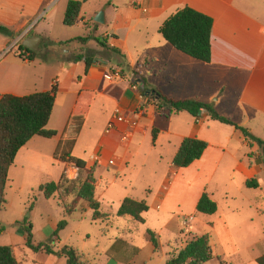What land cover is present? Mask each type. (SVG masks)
<instances>
[{"label":"crops","instance_id":"crops-1","mask_svg":"<svg viewBox=\"0 0 264 264\" xmlns=\"http://www.w3.org/2000/svg\"><path fill=\"white\" fill-rule=\"evenodd\" d=\"M55 1L0 0V25L10 30V33L0 32V96L6 93L25 96L48 91L56 83L58 92L47 127L58 131V135L51 138L57 147L75 109L79 93L83 90L93 92L94 98L73 155L84 159L87 167L95 166L96 194L98 187L107 186L105 192L109 193L112 186L118 184L121 191L119 207L126 197L146 199L149 210L153 207L164 213L163 227H170L176 221L180 205L187 215H202L196 212V207L203 193L209 192L218 202L217 212L205 217L209 227L204 234H210L214 257L224 259L225 264H264V249L261 252L250 251L252 244L246 242L243 249L252 254H242V244L235 236L227 215L222 212L217 197L220 193L218 185L225 184L227 186L221 189L224 201L243 199L249 194L254 199L247 198V206L259 210L263 208L264 211L261 194L257 191L261 186L254 193H249L251 188L246 186L248 179H259L264 171L260 145L246 139L235 127L212 120L205 109L200 111L199 118L188 112L166 116L158 112L155 104L158 97L156 90L174 99L198 98L205 103H212L222 115L247 128L254 136L264 139V0H103L92 16L84 12V7L93 0H79L82 1L80 18L73 28H79L81 34L78 32L62 38L49 31L47 34L35 32L36 27L33 26L44 8L53 6ZM185 6L209 15L214 21L212 60L209 63L180 52L159 32L164 21ZM101 10L105 13L104 23L94 20ZM65 11L61 14L62 23ZM91 20L97 24H91ZM88 23L91 25L89 29ZM89 30L110 47L119 49L120 53L105 47L97 39L86 44L73 41L71 43L78 42L79 45L67 49L66 59L58 62L50 56V51L46 52L50 47L43 46L46 40L56 45L85 36ZM32 36L42 38L37 52L52 57L45 61L46 66L60 65V72L53 74L49 71L45 79L40 78L42 86L39 90L32 86L36 83V68L35 71H31V68L36 59H22L16 53V48L25 46V39ZM14 45L11 52L4 54L8 47ZM79 54H84V58L75 61L74 58ZM87 57L92 60V65L86 73ZM76 62H81L82 66L75 69V65H72L68 69L69 64ZM22 67L29 69L24 71ZM115 68L124 73L123 79L106 78ZM135 69L140 71L144 81L134 73ZM136 78L142 82L140 89L132 88ZM95 106L97 111H93ZM139 111H142L140 116L133 115ZM91 114L100 121L101 128L90 134L91 145L84 147L82 155L90 154L84 158L75 154V150ZM113 119L116 121L115 128L107 131ZM153 129H158L153 147L160 145L168 151L167 156L161 155L160 162L172 165L169 172L160 170V186L152 188L149 184L139 189L135 182L137 175H142L151 166L152 153L147 141L148 136L152 137ZM38 137H33L18 154L24 149L29 152L31 144L33 146L35 142H40ZM187 137L206 141L208 148L189 167L177 169L173 166V159ZM236 143L240 145L237 147ZM32 159L30 155L29 160ZM56 161L64 165L61 174L66 171L70 178L78 176L75 167ZM107 174L112 175V178ZM235 189L239 192L238 196ZM133 191L140 195L132 194ZM175 192L178 198H173ZM145 193L148 196L144 198ZM232 206L229 214L234 215L241 209V205L236 203ZM32 232L34 241L35 227ZM47 239L54 250H60L57 236ZM216 243L221 245L219 252L214 250ZM149 249L154 251L151 243ZM115 256L125 264H135L139 257L137 255L127 261ZM20 263L24 264L22 261Z\"/></svg>","mask_w":264,"mask_h":264},{"label":"rangeland","instance_id":"rangeland-1","mask_svg":"<svg viewBox=\"0 0 264 264\" xmlns=\"http://www.w3.org/2000/svg\"><path fill=\"white\" fill-rule=\"evenodd\" d=\"M68 1L69 0H58L53 6L45 7L42 15L37 17L34 22L33 26L36 27L35 32L47 34L49 31V33L51 32L54 36L60 38L73 36L72 34L78 32V34H81L79 28L66 26L61 21V14L63 10L66 9ZM116 1L117 0H114V2ZM101 2H103V0H93L87 3L84 7V12L88 16H92L95 12V8H97ZM50 28L52 29L50 30ZM159 35L160 34H158V36ZM45 45L50 47L46 52L50 51V56H53L55 60L59 62V60L66 59L65 57L68 55V53H66L67 49L73 48L79 45V43L74 42L59 46L58 44L53 45L51 41L46 40L43 46ZM42 55L43 54H39L32 63L31 71H35L36 68L34 72L36 83L32 85L33 88H36L35 90L41 88L40 86L42 85L40 80L42 79L40 78L45 79V75L48 74L49 71L53 74L60 72L59 64L47 67ZM4 63L7 64V60H5ZM72 65H75L74 67L77 69L78 66H82V63H71L67 66L68 69ZM16 66L20 67L21 65L17 64ZM22 68L24 71H28L29 69ZM80 78L81 77H77V79ZM147 78L150 77L147 75ZM96 107L97 106H95L93 111L95 109V111L98 110ZM90 117L86 129L84 130V135L75 150V154L83 156L84 158H87L88 154H90L82 155L84 147L91 145L92 137L89 138V136L92 135L90 134L96 133L99 127L101 128L100 121L94 118V114H91ZM148 137L147 146L149 150L151 149L152 153L151 166L145 169L142 175L141 173L137 175L135 182L139 189L149 184L153 186L152 188L160 186V170L169 172L172 165L171 163L167 165L165 161L160 162L161 160H159V158H161V155L167 156L168 151L167 149H163L160 145L157 146V148L153 147V134L152 137L151 135ZM37 139H39L38 141L40 142H35L33 146L31 144L29 152L27 149L22 150L17 155L14 164L10 168L9 182L6 190L7 202L4 210L0 214V223L6 227V230L0 234V245L13 246L17 258L24 264H54L56 262L57 264H66L67 261L65 256L48 254L44 251L36 252L29 248L25 242L26 234L24 231L25 225L28 224L35 227V243H48L49 239L47 238L53 239L56 237L55 233L60 221L67 219L68 225L57 234L59 239V243L57 241L58 247L61 249L65 245H69L78 249L84 254V259L87 264H125L124 262L118 261L115 255L120 259L125 258L127 261L139 255L135 264H166L169 259L176 256L178 252L184 248L188 241L197 235L204 234L206 228L209 227L205 217L210 216L207 214L187 215L182 205L177 209L176 221H174L170 227H163L164 223L162 224V222L164 220V213L159 212V210L153 207L144 214L147 219L146 223H140L129 216H118L119 197L121 196L118 184L116 186L113 185L109 193L105 192L107 186L97 188L96 195L102 203V210L111 214L110 221L103 222L92 220L91 210L87 212L79 211L71 216H67L56 198L46 199L39 191V186L41 184L59 180L64 165L59 164L54 159V152L57 148L55 147V140L42 136H39ZM238 143H236L237 147L240 145ZM261 154L264 161L262 150ZM30 155L34 159L29 160ZM107 176L112 178V175L107 174ZM153 177L156 178L154 179ZM122 178L123 180H127L125 177ZM259 180L261 182V188L257 191L260 192L264 205V171L261 172ZM119 182L121 181L119 180ZM218 186L220 193H218L217 197L220 201L222 212L226 214L227 218L230 220L235 236L238 237L239 242L242 244L241 248L243 249L247 242V244H252L250 251L255 250L256 252H261L264 249L263 208L261 209L262 211L257 207L249 208L247 206L249 204L247 198L251 197L249 194H246L245 197L243 196V199L224 201L222 199L223 194L221 189H224L227 185L220 184ZM249 191V193L257 192L255 188H251ZM134 192L135 191H133L132 194L140 195L138 192ZM235 193L236 196L239 195L236 189ZM146 196L148 195L145 193L144 198ZM175 197H179L176 192L173 194V198ZM234 203L239 206L241 205V209L232 215L229 214V211L233 208L232 205ZM83 207L86 208V205L84 204ZM185 221L188 222L187 225L184 224ZM148 229L154 230L159 234L160 247L156 252L149 249L150 240L147 234ZM216 244L217 246L214 245V250L215 252H219L221 245L219 243ZM138 248L141 249V254L138 253ZM242 254H244V256H249L252 253L243 249ZM220 261L225 264L224 259L220 257H214L204 264H221Z\"/></svg>","mask_w":264,"mask_h":264},{"label":"trees","instance_id":"trees-1","mask_svg":"<svg viewBox=\"0 0 264 264\" xmlns=\"http://www.w3.org/2000/svg\"><path fill=\"white\" fill-rule=\"evenodd\" d=\"M82 8V1L69 0L64 14L63 23L66 26H74L79 18ZM91 24L97 23L91 20ZM214 21L212 17L202 13L192 7L185 6L170 17L160 26L159 32L162 36L180 52L200 60L202 62H211L212 60V30ZM90 23L87 28H90ZM0 32L10 33V30L0 25ZM92 39L114 52L120 53L119 49L110 47L101 39L94 36L93 31L89 30L85 36H79L69 41L59 42L62 46L73 41L86 44ZM30 52V61H34L39 53L21 45L16 48V53L22 59L25 56L22 50ZM53 57V56H52ZM48 54L42 55L43 60H50ZM84 54L77 55L74 60H82ZM86 73L92 65V60L87 57ZM134 73L142 78L138 69ZM58 92L57 84L54 83L50 90L36 92L25 96H17L6 93L0 96V214L4 210L7 199L6 190L9 182V171L14 164L18 152L35 136L52 138L58 135V131L48 129V123L51 119ZM158 97L155 104L158 112L170 116L179 112H188L196 118L200 117V111L205 109L212 120L235 127L241 131L246 139L257 142L264 154V139L257 138L247 128L238 125L231 118L222 115L212 103H205L198 98L174 99L164 95L156 90ZM94 98L91 91H81L78 96L75 109L68 121L67 127L62 134L60 142L54 152V159L66 164H70L78 170L76 178H70L66 171H63L58 181H51L39 186V191L46 199L56 198L65 214L71 216L76 212L92 211V220L108 222L111 220V214L101 208V202L96 197V178L95 166L87 167L84 159L73 155V150L78 136L84 125L88 110ZM153 143L158 135V129H153ZM208 143L195 137L185 138L174 159L173 166L176 168L189 167L193 162L200 159ZM249 188L258 189L261 182L258 178H250L246 181ZM84 204L86 208L83 207ZM218 210L217 202L208 192L201 196L196 212L212 215ZM149 211V205L146 199L138 200L126 197L120 204L117 215L121 217H132L140 223H146L144 214ZM68 225V220L60 221L56 235L61 229ZM32 225H25L26 245L36 252L44 251L48 254L65 256L67 264H87L78 249L65 245L60 250H54L51 242L35 244L33 241ZM6 230V227L0 223V234ZM147 234L156 252L160 247L159 234L154 230L148 229ZM139 250V249H138ZM139 253V252H138ZM214 258L210 234L205 233L195 236L187 242L178 254L167 261L166 264H204ZM223 264L222 261H220ZM0 264H21L15 254V248L11 245H0Z\"/></svg>","mask_w":264,"mask_h":264},{"label":"built area","instance_id":"built-area-1","mask_svg":"<svg viewBox=\"0 0 264 264\" xmlns=\"http://www.w3.org/2000/svg\"><path fill=\"white\" fill-rule=\"evenodd\" d=\"M58 0L55 1V3L57 2ZM34 25V24H33ZM15 47L14 46H11V47H8L5 51H4V54H7L9 52L12 51V49ZM21 53L25 56V59L26 60H30V52L26 49L22 50ZM106 78L109 79V80H119V79H123L124 78V73L120 70V69H117L115 68L113 71H111L110 73H108L106 75ZM137 79V78H136ZM142 87V82L140 80H135L132 82V88L133 89H140ZM141 112L142 111H139V112H135L133 115L138 117L141 115ZM115 125H116V121L115 119L111 120L108 124V127H107V131H111L112 129L115 128ZM124 138L126 139L127 136H124ZM190 220V219H189ZM184 224H188L187 221H185Z\"/></svg>","mask_w":264,"mask_h":264},{"label":"water","instance_id":"water-1","mask_svg":"<svg viewBox=\"0 0 264 264\" xmlns=\"http://www.w3.org/2000/svg\"><path fill=\"white\" fill-rule=\"evenodd\" d=\"M94 20L98 23H104L105 22V13L104 11H100L97 16L94 18ZM42 38L40 36H32L27 37L24 41V45L34 51L39 50L40 48V42Z\"/></svg>","mask_w":264,"mask_h":264}]
</instances>
